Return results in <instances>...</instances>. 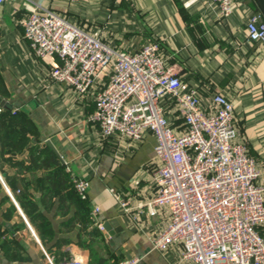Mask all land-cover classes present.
I'll list each match as a JSON object with an SVG mask.
<instances>
[{
	"label": "crops",
	"instance_id": "obj_1",
	"mask_svg": "<svg viewBox=\"0 0 264 264\" xmlns=\"http://www.w3.org/2000/svg\"><path fill=\"white\" fill-rule=\"evenodd\" d=\"M232 1L228 16L210 0H4L0 4V72L9 95L5 100L15 110L29 112L42 141L53 143L71 176L89 180L87 200L94 223L83 232L79 224L68 230L76 207L62 215L58 198L47 208L42 190L30 187L39 213L35 223L41 228L47 223L53 230L42 242L0 173V264H50L48 257L53 263L57 259V264L74 258L89 264L90 251L80 246V235L86 243L94 239L91 245L102 264L128 259H138L136 264H192L182 259L179 245L165 251L153 248L152 240L165 228L168 215L161 209L151 217L140 207L155 191V137L148 132L136 142L117 135L106 138L87 121L95 110L98 87L79 97L71 87L51 80L52 64L59 61L36 57L23 36L28 6L50 8L121 51L136 52L147 42H162L166 63L183 85L199 90L204 107L215 93L232 102L234 121L257 162V183L264 185V43L248 39L247 20L258 12L254 2ZM106 72L100 74L99 86L108 81ZM168 116L176 129H182L183 120L174 110ZM16 159L29 163L27 152ZM5 173L9 178L19 175L8 167ZM95 207L100 208L96 219L103 225L111 223L109 229L97 226L92 216ZM259 232L264 236V226Z\"/></svg>",
	"mask_w": 264,
	"mask_h": 264
},
{
	"label": "built area",
	"instance_id": "obj_2",
	"mask_svg": "<svg viewBox=\"0 0 264 264\" xmlns=\"http://www.w3.org/2000/svg\"><path fill=\"white\" fill-rule=\"evenodd\" d=\"M210 1L223 16L231 13L232 0ZM28 10L24 39L36 57L59 61L52 64L51 80L71 87L79 97L98 87L87 121L106 138L117 135L136 142L148 132L155 137V191L140 207L151 217L166 210L168 218L152 240L153 248L165 251L179 245L182 259L192 264H264V236L259 232L264 226V185L257 183V162L234 121L232 102L215 93L204 107L199 90L183 85L168 66L159 42H147L136 52L121 51L50 8L36 4ZM246 29L249 41L264 43L260 12L250 15ZM105 69L108 81L99 86ZM172 110L183 120L180 130L169 119ZM72 180L87 199L89 180ZM99 211L94 208V219ZM67 264L84 262L74 258Z\"/></svg>",
	"mask_w": 264,
	"mask_h": 264
},
{
	"label": "trees",
	"instance_id": "obj_3",
	"mask_svg": "<svg viewBox=\"0 0 264 264\" xmlns=\"http://www.w3.org/2000/svg\"><path fill=\"white\" fill-rule=\"evenodd\" d=\"M159 43L162 45V42ZM8 96L0 72V97L5 99ZM24 152H27L29 156V163L16 159L18 155ZM5 167L14 168L19 175L9 178L5 173ZM0 173L4 174L6 183L10 185L16 201L28 220L36 227L37 234L42 242L47 236L53 234V230L47 223L42 228L35 223L34 217L39 216V213L31 198L30 187L42 190V201L47 208H50L55 198H58V211L62 215L68 214L72 206L76 207L77 212L68 224V230L74 229L77 224H79L80 232L93 226L88 200L82 199L77 193L71 174L50 147L42 141L39 128L30 117L29 112L22 108L17 110L14 108H1ZM24 174H29L31 178H21L20 176ZM93 232L94 228L91 229L89 234L91 235ZM81 236L80 246L90 251L89 264H102V259L98 257V253L91 245L94 239L89 237V243H86ZM62 256H64V253ZM54 264H57V259H54Z\"/></svg>",
	"mask_w": 264,
	"mask_h": 264
},
{
	"label": "water",
	"instance_id": "obj_4",
	"mask_svg": "<svg viewBox=\"0 0 264 264\" xmlns=\"http://www.w3.org/2000/svg\"><path fill=\"white\" fill-rule=\"evenodd\" d=\"M254 4L256 5V8L258 11L262 14L264 17V0H252ZM0 108H6V109H12V105L8 103L5 99H2L0 97ZM46 144L50 147V149L55 153V155L59 158V160L64 163V160L62 159L61 155L58 153L57 149L53 145V143L48 139L46 140ZM112 223H117V221H112ZM111 223H107L103 225L105 229H109Z\"/></svg>",
	"mask_w": 264,
	"mask_h": 264
}]
</instances>
